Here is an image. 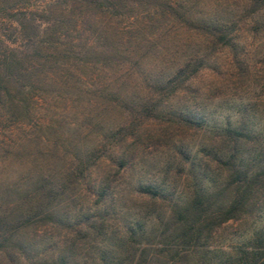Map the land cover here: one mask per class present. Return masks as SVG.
Instances as JSON below:
<instances>
[{
    "label": "trees",
    "instance_id": "1",
    "mask_svg": "<svg viewBox=\"0 0 264 264\" xmlns=\"http://www.w3.org/2000/svg\"><path fill=\"white\" fill-rule=\"evenodd\" d=\"M40 1L0 0V264L24 255L39 228L73 223L75 200L104 196L142 136L137 115L162 112L202 66L203 47L239 28L228 0ZM236 171L228 207L181 220L188 242L247 210L262 176ZM74 239L54 264H68ZM249 241L219 264H264V226Z\"/></svg>",
    "mask_w": 264,
    "mask_h": 264
},
{
    "label": "rangeland",
    "instance_id": "2",
    "mask_svg": "<svg viewBox=\"0 0 264 264\" xmlns=\"http://www.w3.org/2000/svg\"><path fill=\"white\" fill-rule=\"evenodd\" d=\"M228 1L239 28L226 43L203 47L202 66L162 112L137 115L142 136L110 189L101 198L75 200L73 223L39 228L12 264H54L71 237L68 264H219L249 247L252 233L264 226V8L250 16L242 10L246 0ZM228 127L253 136L236 137ZM235 169L262 176L247 210L188 242L181 220L197 218L205 207L209 213L228 207Z\"/></svg>",
    "mask_w": 264,
    "mask_h": 264
}]
</instances>
